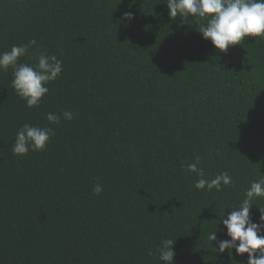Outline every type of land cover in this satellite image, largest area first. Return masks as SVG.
Segmentation results:
<instances>
[{"label": "trees", "instance_id": "16d2710c", "mask_svg": "<svg viewBox=\"0 0 264 264\" xmlns=\"http://www.w3.org/2000/svg\"><path fill=\"white\" fill-rule=\"evenodd\" d=\"M160 2L0 0V52L35 40L19 63L38 52L63 62L33 108L0 71V264H158L165 238L175 264H247L207 237L228 238L219 216L264 179V38L219 53ZM65 110L72 120L49 125ZM25 123L55 134L19 157ZM196 156L232 184L197 190ZM253 203L258 223L264 198Z\"/></svg>", "mask_w": 264, "mask_h": 264}, {"label": "clouds", "instance_id": "9594fccd", "mask_svg": "<svg viewBox=\"0 0 264 264\" xmlns=\"http://www.w3.org/2000/svg\"><path fill=\"white\" fill-rule=\"evenodd\" d=\"M166 5L168 16L173 20L179 18L187 22L190 18L198 25V31L203 39L208 40L219 53H226L235 45H241L248 37L264 38V0H161ZM124 21L134 19L132 12L124 14ZM36 45L35 40L23 45H13L10 50L0 52V71L12 69L11 87L15 94L25 102L26 107H39L42 99L49 92L48 85L54 82L63 71V62L56 55L38 52L34 64L19 63V59L29 54V49ZM61 116L64 120H72L71 111H63L58 115L54 112L46 114L49 125L59 124ZM52 127L23 124L15 134L12 146L14 155L23 157L29 151H43L54 135ZM201 158L195 157L194 162L186 165L189 173H194L199 179L194 187L197 190L211 192L222 191L232 184V177L227 172H221L208 178L199 167ZM102 186L98 183L93 188V194L99 195ZM264 198V179L253 181L244 192V198L236 206L230 208L225 218V212L220 215L219 223L226 229L227 239H218L217 229L208 234L207 239L216 242L212 247L215 253L223 254L226 250L230 259L233 255L247 254V264H264V208L259 209V222H253L250 210L253 202ZM174 241L162 239L156 248L158 264H175L173 251ZM150 256L153 255L149 250Z\"/></svg>", "mask_w": 264, "mask_h": 264}]
</instances>
